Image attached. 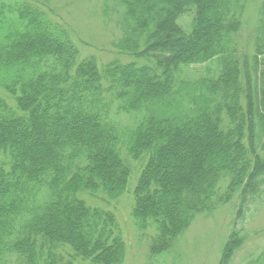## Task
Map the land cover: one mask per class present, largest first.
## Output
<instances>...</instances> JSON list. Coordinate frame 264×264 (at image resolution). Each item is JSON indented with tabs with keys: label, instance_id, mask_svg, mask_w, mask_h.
Wrapping results in <instances>:
<instances>
[{
	"label": "trees",
	"instance_id": "obj_1",
	"mask_svg": "<svg viewBox=\"0 0 264 264\" xmlns=\"http://www.w3.org/2000/svg\"><path fill=\"white\" fill-rule=\"evenodd\" d=\"M255 1L102 0L127 60L100 62L82 56L52 0H0V264H124L115 209L128 191L136 229L154 231L150 258L172 251L198 215L237 198L236 226L259 207L264 0L249 51L238 40ZM212 61L206 75H184ZM244 264H264V246Z\"/></svg>",
	"mask_w": 264,
	"mask_h": 264
},
{
	"label": "rangeland",
	"instance_id": "obj_2",
	"mask_svg": "<svg viewBox=\"0 0 264 264\" xmlns=\"http://www.w3.org/2000/svg\"><path fill=\"white\" fill-rule=\"evenodd\" d=\"M52 3L57 16L74 33L82 56L92 53L100 62L116 57L122 61L127 60L126 57H120L111 46L117 30L114 25L103 21L102 0H52ZM258 5V0L249 3L243 16V27L238 40L241 49L245 51H249L258 21ZM191 22L190 13L181 19L186 29L190 28ZM209 68L214 70L216 61L186 68L184 75L190 78L201 77L208 73ZM124 157L131 167L139 166L126 152ZM128 193L129 191L123 195L115 209L127 246L124 264H219L225 242L234 227L241 231L243 238L242 245L233 253L229 264H244L248 257L256 255L264 246V201L257 208L252 204L245 208L235 226L238 210V199L235 198L213 215H198L172 251L161 258H150L149 237L154 231L149 229L145 233L138 232L130 215L131 200ZM84 197L93 205H105L103 194L97 197L84 194Z\"/></svg>",
	"mask_w": 264,
	"mask_h": 264
}]
</instances>
